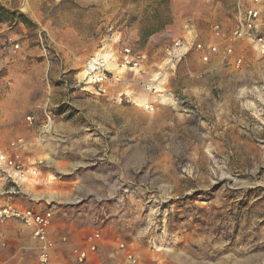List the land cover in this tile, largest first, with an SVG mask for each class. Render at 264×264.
I'll list each match as a JSON object with an SVG mask.
<instances>
[{
	"label": "rangeland",
	"instance_id": "obj_1",
	"mask_svg": "<svg viewBox=\"0 0 264 264\" xmlns=\"http://www.w3.org/2000/svg\"><path fill=\"white\" fill-rule=\"evenodd\" d=\"M251 3L0 0V150L22 139L30 170L11 202L78 219V237L53 229L72 250L99 234L84 264H264V56L230 39ZM199 43L217 48L208 61ZM38 263L30 231L0 221V264Z\"/></svg>",
	"mask_w": 264,
	"mask_h": 264
},
{
	"label": "built area",
	"instance_id": "obj_2",
	"mask_svg": "<svg viewBox=\"0 0 264 264\" xmlns=\"http://www.w3.org/2000/svg\"><path fill=\"white\" fill-rule=\"evenodd\" d=\"M215 31L216 35L222 38L229 36L220 28V25L215 27ZM230 39H247L264 56V0H252V3L248 6L238 5L237 23L231 32ZM186 44L185 40L178 39L174 47L167 50L170 63L177 59L180 60L186 55L187 52H183L188 48ZM197 48L202 52L208 49L209 53H205L203 56L205 61L209 60L211 52L217 51L216 47L209 46L205 48L202 43L197 44ZM229 51L231 52V50ZM145 60L144 53L125 48L121 65L125 68L130 67L143 71ZM105 62L104 58L93 57L89 62V70L86 74V77H89V82L99 84V90L102 92H106V88L103 87L104 83L109 80ZM24 145L23 140L20 139L12 142L8 150H0V197L3 196L7 200L0 205V221L15 220L30 231L32 238L37 242L39 250L38 264H60L54 258L57 244L51 233L54 212L51 209L43 212L36 209H24L11 202V197L17 194L20 181H25L30 173L29 168L23 161L22 148ZM32 174H36V171H33ZM99 238V234L91 237L87 249L72 250V254L78 263L84 264L89 260L91 254L97 251ZM120 247L125 248V245L121 244ZM128 257L133 259L132 254H128ZM135 261L133 259V262Z\"/></svg>",
	"mask_w": 264,
	"mask_h": 264
},
{
	"label": "crops",
	"instance_id": "obj_3",
	"mask_svg": "<svg viewBox=\"0 0 264 264\" xmlns=\"http://www.w3.org/2000/svg\"><path fill=\"white\" fill-rule=\"evenodd\" d=\"M63 224L69 225L73 228L74 236H77V237L80 236V232L82 228L80 227L81 222L78 221V219H74V220L72 219L70 221H66V223L65 222L63 223L55 217L53 219L52 228H51L52 236L54 233L53 231L54 227L55 229L59 228L60 230H62ZM57 235L56 233H54L55 237L53 236L54 237L53 239L56 241V244H57L55 254H54L55 260L59 262L60 264H68V263H71L72 261L75 262L74 256L71 253L72 248H73L72 240L65 233L63 234L62 232H60L59 233L60 236H57Z\"/></svg>",
	"mask_w": 264,
	"mask_h": 264
},
{
	"label": "trees",
	"instance_id": "obj_4",
	"mask_svg": "<svg viewBox=\"0 0 264 264\" xmlns=\"http://www.w3.org/2000/svg\"><path fill=\"white\" fill-rule=\"evenodd\" d=\"M5 12H6L7 14L9 13V12H7L4 8H2V7L0 6V15H1V17L4 16ZM0 21H1V20H0Z\"/></svg>",
	"mask_w": 264,
	"mask_h": 264
},
{
	"label": "bare ground",
	"instance_id": "obj_5",
	"mask_svg": "<svg viewBox=\"0 0 264 264\" xmlns=\"http://www.w3.org/2000/svg\"><path fill=\"white\" fill-rule=\"evenodd\" d=\"M110 64H111V63H110ZM110 64H109V65H110ZM115 65H116V64H115ZM125 69H126V68H125ZM116 74H117V73H116Z\"/></svg>",
	"mask_w": 264,
	"mask_h": 264
}]
</instances>
